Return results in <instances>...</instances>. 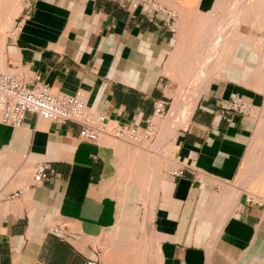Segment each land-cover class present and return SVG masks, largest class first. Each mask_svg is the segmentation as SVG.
<instances>
[{
  "label": "crops",
  "instance_id": "1",
  "mask_svg": "<svg viewBox=\"0 0 264 264\" xmlns=\"http://www.w3.org/2000/svg\"><path fill=\"white\" fill-rule=\"evenodd\" d=\"M20 1L0 0V71L78 93L88 116L140 126L155 98L169 110L190 82L186 39L208 33L186 23L216 2L155 0L167 16L146 5L131 15L118 0H33L22 26L5 31ZM253 19L243 15L241 49L226 41L177 129L90 142L70 121L0 122V264H264V203L245 197H264V18ZM234 94L254 106L223 119L218 100ZM40 162L53 171L34 182Z\"/></svg>",
  "mask_w": 264,
  "mask_h": 264
},
{
  "label": "built area",
  "instance_id": "2",
  "mask_svg": "<svg viewBox=\"0 0 264 264\" xmlns=\"http://www.w3.org/2000/svg\"><path fill=\"white\" fill-rule=\"evenodd\" d=\"M119 4L126 7L133 15L140 6H149L154 13L173 16L175 13L170 8L155 0H118ZM33 0H23L19 18L14 21L11 32L18 30L23 20L32 13ZM171 31L175 25H168ZM218 113L223 119H230L232 115H244L252 107V101L244 95L234 94L228 98H219ZM169 103L163 98L153 100V109L145 118L143 125L130 122L108 121L103 114L88 116L86 114L85 100L77 93L53 92L49 85L41 79L27 82L22 76L11 71H0V122L19 125L27 113H33L46 119L64 120L78 124V137L85 141H95L100 134L105 133L132 143H140L149 139L155 129V121L163 117L168 110ZM183 167L173 169L172 174L181 175ZM194 172V179L198 182L205 181L204 172L195 167H190ZM53 168L45 162L36 166L33 181L38 182L52 173ZM248 203L263 204L264 197L253 192L246 194ZM53 231L63 235L61 226L53 227ZM88 264L91 262L88 261Z\"/></svg>",
  "mask_w": 264,
  "mask_h": 264
},
{
  "label": "rangeland",
  "instance_id": "3",
  "mask_svg": "<svg viewBox=\"0 0 264 264\" xmlns=\"http://www.w3.org/2000/svg\"><path fill=\"white\" fill-rule=\"evenodd\" d=\"M244 4H245V8H243V12L241 13V15L243 14L245 15V17L251 19L252 23H254L255 21L253 19L254 14L256 15L257 18H259L260 16L264 18V0H250V1L249 0H216L213 9L209 12L203 13L202 16L199 17V19H201L200 21L194 23L191 22L186 23V29L188 31L191 32L194 30H198V31L200 30L199 32H203V34L205 35L208 33L207 34L208 36L207 37L199 36V37H190V38L188 37L186 39L185 50L187 49L189 51L188 52L186 51L187 53L182 54L181 57L184 59L182 63L187 67H189V69L185 71V74H188L190 76V77L186 76L187 78L186 80L190 78L189 79L190 82H187L186 85L183 87V91H182L183 93L180 96V98H176L173 102H171V107L169 108L168 112L163 117L156 119L154 125L155 129L174 130L178 128L177 126L180 127V123H178V121L181 122L180 118L182 116V112H178V111L173 112V107L175 103L179 102L181 106H184L189 102L190 99H193L196 96L197 91L199 92L202 91L201 87L204 89L205 81L210 79L211 71H209L208 67L211 68L212 65H215L216 63L221 61L222 54H224L223 52L226 51L224 49L227 48V45L225 44L226 41H229V47L234 44L236 48L241 49V47L238 46V43L240 39L243 37V33L245 31L244 26L248 27L249 25L242 24V19H243V15H242V17L240 16L239 18L241 19L240 20L241 23L240 21L238 22L236 20V22L234 23L235 24L234 28L233 29L230 28V26L232 25L231 24L232 15H230L231 14L230 12L232 8H236L239 5H244ZM22 5H23V0L20 1L21 9H22ZM227 22L230 23L231 25L228 24ZM225 23H227L226 27L229 34L223 36L222 39L223 43L221 44L222 46L221 47L219 46L221 40V35L219 31L220 28L224 26ZM12 25L13 22L10 24L9 21L5 27V31L9 27V32H11ZM247 27H245V29ZM251 28H253L252 25ZM230 29L233 31H229ZM211 32H213V34ZM218 46L219 48H217Z\"/></svg>",
  "mask_w": 264,
  "mask_h": 264
},
{
  "label": "bare ground",
  "instance_id": "4",
  "mask_svg": "<svg viewBox=\"0 0 264 264\" xmlns=\"http://www.w3.org/2000/svg\"><path fill=\"white\" fill-rule=\"evenodd\" d=\"M250 1V0H249ZM243 8H245V4L244 5H239L238 7H236V8H232V10H231V14L230 15H232V22H231V24L230 23H228V24H230L231 26H230V28H234V23L236 22V20L239 22L241 19H239L240 18V16L242 17V15H241V13L243 12ZM229 14V13H228ZM236 15H237V17H236ZM239 15V16H238ZM231 17V16H230ZM239 19V20H238ZM231 20V19H230ZM228 21V20H227ZM227 23H225L224 24V26H222L221 28H220V35H221V40H220V43H219V46H221V44L223 43V36H225L226 34H229V32H228V30H227V27H226V25H227ZM240 23H241V21H240ZM229 27V26H228ZM224 28V29H223ZM223 29V30H222ZM17 31V30H16ZM15 31V32H16ZM222 31V32H221ZM229 31H233V30H229ZM236 31V30H235ZM230 33H232V32H230ZM241 34H242V32H241ZM225 43V42H224ZM219 46L217 47V48H219ZM222 47V46H221ZM219 50V49H218ZM219 53H220V51H219ZM215 55V54H214ZM220 55V54H219ZM216 58V57H215ZM214 60V59H213ZM208 69H209V71H211V68H209L208 67ZM207 73H208V71H207ZM211 73V72H210ZM204 83V82H203ZM205 83H206V81H205ZM202 86V85H201ZM203 86H204V84H203ZM200 87V86H199ZM206 87L204 86V89H205ZM199 89V88H198ZM202 87H201V90H204ZM206 91V90H205ZM201 92V91H200ZM200 92L199 91H197L196 93V96L193 98V99H190L189 100V102L186 104V105H184V106H181L180 105V103L179 102H176L175 103V105H174V107H173V112L175 111V112H182V116H181V118H180V121L181 122H179L178 121V123H182V124H186V122L188 123V119H189V116L191 115V112H192V110H194V106H195V104H196V102H197V99H198V97H199V94H200ZM183 110V111H182ZM183 126V125H182ZM177 127H179V126H177ZM177 129V128H176Z\"/></svg>",
  "mask_w": 264,
  "mask_h": 264
}]
</instances>
